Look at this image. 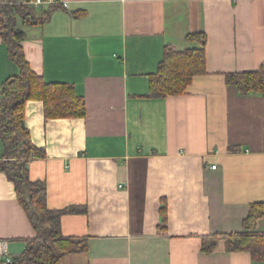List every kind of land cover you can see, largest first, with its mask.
<instances>
[{
    "label": "crops",
    "instance_id": "obj_1",
    "mask_svg": "<svg viewBox=\"0 0 264 264\" xmlns=\"http://www.w3.org/2000/svg\"><path fill=\"white\" fill-rule=\"evenodd\" d=\"M60 2L43 25L19 24L32 70L74 84L87 106L85 118L47 119L42 101L27 104L31 140L45 151L31 179L45 182L51 210L84 209L61 229L89 250L59 264H264L221 241L203 249L208 237L243 231L264 202V95L226 80L264 66V0ZM198 32L207 73L184 95L151 97L165 47L201 48L187 39ZM18 73L0 38V87ZM35 237L0 172V239L17 257Z\"/></svg>",
    "mask_w": 264,
    "mask_h": 264
},
{
    "label": "trees",
    "instance_id": "obj_2",
    "mask_svg": "<svg viewBox=\"0 0 264 264\" xmlns=\"http://www.w3.org/2000/svg\"><path fill=\"white\" fill-rule=\"evenodd\" d=\"M55 8V5L42 7L36 14L34 7L20 4V0H0V38L19 67V73L0 87V172L6 173L15 184L19 202L36 232L24 253L13 257L11 264H59L67 255L89 250L87 239L65 237L61 229L64 215L84 209L51 210L45 182L30 177V163L44 158L45 151L33 144L26 126L28 102L42 101L47 119H75L87 115L85 98L77 93L75 85L47 82L32 70L23 50L25 32L19 24L43 25ZM187 39L198 42L201 48L177 51L166 46L157 72L151 75V97L184 95L196 76L207 73V35L192 33ZM226 80L236 86L241 95H264V66L257 71L227 74ZM260 219H264V202L251 205L243 231L206 238L204 251H214L225 239L229 251L249 252L254 262L264 263V233L257 232Z\"/></svg>",
    "mask_w": 264,
    "mask_h": 264
},
{
    "label": "built area",
    "instance_id": "obj_3",
    "mask_svg": "<svg viewBox=\"0 0 264 264\" xmlns=\"http://www.w3.org/2000/svg\"><path fill=\"white\" fill-rule=\"evenodd\" d=\"M61 3L60 0H20V4L28 5L34 8H42L49 5ZM216 165L213 166L216 169ZM13 256L10 253L9 241L0 239V264H11Z\"/></svg>",
    "mask_w": 264,
    "mask_h": 264
},
{
    "label": "rangeland",
    "instance_id": "obj_4",
    "mask_svg": "<svg viewBox=\"0 0 264 264\" xmlns=\"http://www.w3.org/2000/svg\"><path fill=\"white\" fill-rule=\"evenodd\" d=\"M221 242H222V243H225V242H226V240H225V239H223V240H221Z\"/></svg>",
    "mask_w": 264,
    "mask_h": 264
}]
</instances>
